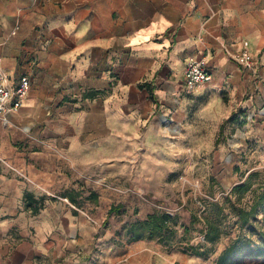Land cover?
Returning a JSON list of instances; mask_svg holds the SVG:
<instances>
[{
    "label": "crops",
    "instance_id": "crops-1",
    "mask_svg": "<svg viewBox=\"0 0 264 264\" xmlns=\"http://www.w3.org/2000/svg\"><path fill=\"white\" fill-rule=\"evenodd\" d=\"M0 56L31 79L0 118V264H217L96 216L181 171L224 187L218 160L232 188L264 168V0H0ZM191 59L212 83L186 88Z\"/></svg>",
    "mask_w": 264,
    "mask_h": 264
},
{
    "label": "rangeland",
    "instance_id": "rangeland-1",
    "mask_svg": "<svg viewBox=\"0 0 264 264\" xmlns=\"http://www.w3.org/2000/svg\"><path fill=\"white\" fill-rule=\"evenodd\" d=\"M210 154L213 165L215 151H191L193 166L207 162ZM181 158L183 160V153ZM215 164L212 172L224 180V187L209 180L208 169L200 167L188 177L183 176L181 171L175 177L171 176L168 182L160 183L159 197L112 199L116 210L112 214L96 217L127 232L138 220L155 213H167L177 219V224H172L168 231L159 235L161 240L176 245L185 244L182 246L189 253L196 255L200 252L211 262H217L227 249L232 248L227 264H264V204L249 217L247 223L243 218V213H249L264 193V168L248 178L240 174L239 184L232 188L233 176L228 174L231 166L220 160ZM243 185L247 190L246 187L239 189ZM101 201L102 206H109L111 202ZM209 222L220 233L213 243L206 241ZM159 236L155 240H159Z\"/></svg>",
    "mask_w": 264,
    "mask_h": 264
},
{
    "label": "built area",
    "instance_id": "built-area-1",
    "mask_svg": "<svg viewBox=\"0 0 264 264\" xmlns=\"http://www.w3.org/2000/svg\"><path fill=\"white\" fill-rule=\"evenodd\" d=\"M247 46V44H245ZM247 69L254 68V61L245 48L239 57ZM214 80L213 71L206 59H191L188 63L184 82L187 89L210 84ZM31 89V79L27 75L21 76L13 86L8 85V78L4 74L2 58L0 56V118L18 112L23 106Z\"/></svg>",
    "mask_w": 264,
    "mask_h": 264
},
{
    "label": "trees",
    "instance_id": "trees-1",
    "mask_svg": "<svg viewBox=\"0 0 264 264\" xmlns=\"http://www.w3.org/2000/svg\"><path fill=\"white\" fill-rule=\"evenodd\" d=\"M246 186L243 185L239 189H244ZM247 190V187L245 188ZM264 204V193L261 195L259 202L252 208L249 213H243L244 223L248 222L250 216L254 215L261 205ZM177 224V219L173 218L167 213L163 214H151L144 220H138L133 223L129 230L127 231V236L132 241H139L144 239L154 240L158 239L157 237L166 231H168L171 225ZM220 236L219 231L215 228L212 222L208 223V231L206 232V241L213 243ZM160 237V236H159ZM163 244H168L167 240H158ZM192 250L194 248H191ZM232 248L227 249L218 259L217 264H227L230 256L232 254ZM196 255H201L200 252H196Z\"/></svg>",
    "mask_w": 264,
    "mask_h": 264
}]
</instances>
